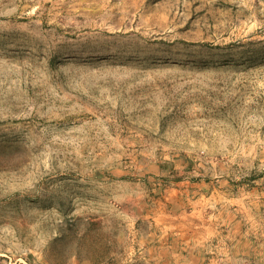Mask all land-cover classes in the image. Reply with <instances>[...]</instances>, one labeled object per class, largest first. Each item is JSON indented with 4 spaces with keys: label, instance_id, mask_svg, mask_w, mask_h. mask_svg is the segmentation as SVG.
<instances>
[{
    "label": "rangeland",
    "instance_id": "rangeland-1",
    "mask_svg": "<svg viewBox=\"0 0 264 264\" xmlns=\"http://www.w3.org/2000/svg\"><path fill=\"white\" fill-rule=\"evenodd\" d=\"M0 264H264V0H0Z\"/></svg>",
    "mask_w": 264,
    "mask_h": 264
}]
</instances>
